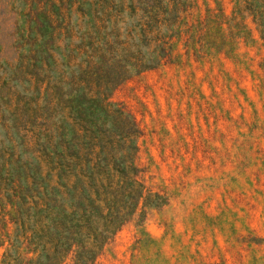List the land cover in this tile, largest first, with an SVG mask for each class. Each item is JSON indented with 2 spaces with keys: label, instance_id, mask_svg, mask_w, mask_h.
<instances>
[{
  "label": "rangeland",
  "instance_id": "1",
  "mask_svg": "<svg viewBox=\"0 0 264 264\" xmlns=\"http://www.w3.org/2000/svg\"><path fill=\"white\" fill-rule=\"evenodd\" d=\"M199 1L202 34L102 73L113 22L0 0V264H264V41Z\"/></svg>",
  "mask_w": 264,
  "mask_h": 264
},
{
  "label": "trees",
  "instance_id": "2",
  "mask_svg": "<svg viewBox=\"0 0 264 264\" xmlns=\"http://www.w3.org/2000/svg\"><path fill=\"white\" fill-rule=\"evenodd\" d=\"M62 1V0H61ZM64 10L68 11H82L88 9L95 14L96 23H103L107 21L113 22L117 30L113 34L114 39L105 41L109 44L107 48L98 50L96 54L95 63L98 66L99 72L106 73L101 69L100 63L102 57L109 54L113 50L114 57L125 56L126 62L120 67L124 72H129L134 66L141 63L143 66L140 72L145 70H152L156 65H149L148 62L153 61L154 58L161 60L168 55L171 48V41L174 35L178 33L184 34L186 38L188 35H200L202 27L195 25L193 22L187 23L191 11L197 5V0H63ZM198 0V5H200ZM228 1H224L222 14L225 17H232L226 14V5ZM46 5V3H45ZM50 5H56L55 0H50ZM236 7L233 21H223V29H228L229 25L236 23L243 24V27L254 29L260 41H264V0H236ZM234 11V10H232ZM231 11V12H232ZM56 14V13H53ZM213 15V12L211 13ZM203 16V15H202ZM201 16V18H202ZM43 21L46 22V19ZM70 24V16L62 20ZM123 27L125 30L120 31ZM191 27L196 29L191 31ZM102 31H97V34ZM104 32V31H103ZM114 32V31H113ZM123 36V37H122ZM115 37H122L121 41V55L116 53L113 47L118 48ZM102 37L100 35V41ZM96 43V40H94ZM101 44V43H99ZM125 44V45H124ZM201 45L200 41H196V46ZM112 46V49H111ZM196 47V48H197ZM137 71V72H139ZM236 75V72L234 73ZM95 85L97 87L113 88L117 84L115 78L109 74L94 73ZM219 76V75H218ZM218 82L220 80L215 78ZM223 84V82H222ZM219 86V85H216ZM223 86V85H221ZM5 263H8L5 262Z\"/></svg>",
  "mask_w": 264,
  "mask_h": 264
}]
</instances>
